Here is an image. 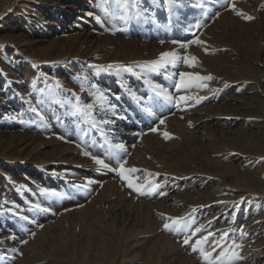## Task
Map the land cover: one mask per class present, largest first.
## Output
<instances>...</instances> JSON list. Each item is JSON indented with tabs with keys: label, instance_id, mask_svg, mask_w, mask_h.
<instances>
[{
	"label": "rangeland",
	"instance_id": "obj_1",
	"mask_svg": "<svg viewBox=\"0 0 264 264\" xmlns=\"http://www.w3.org/2000/svg\"><path fill=\"white\" fill-rule=\"evenodd\" d=\"M4 1L0 264H264V0Z\"/></svg>",
	"mask_w": 264,
	"mask_h": 264
},
{
	"label": "snow or ice",
	"instance_id": "obj_2",
	"mask_svg": "<svg viewBox=\"0 0 264 264\" xmlns=\"http://www.w3.org/2000/svg\"><path fill=\"white\" fill-rule=\"evenodd\" d=\"M123 2V0H122ZM224 3L226 5H230L231 6V9L233 11H235V4L233 2V0H224ZM123 7L127 8L128 5L126 2H123ZM238 15H243V13H238ZM247 19L251 20L252 17H247ZM195 27H199V25H195ZM165 56H168V55H172V54H164ZM191 59H195V58H191ZM191 66V64L189 65ZM184 73H181L180 76H181V83H183V78H184ZM197 79H206V80H211L212 77L211 76H208V77H197ZM227 86V85H225ZM98 99H102V97H98ZM183 99V98H181ZM161 123H163V120H161ZM155 131V129H153ZM168 134L165 133V137L167 138ZM120 147L121 149L123 148V145H120L118 146ZM85 155H88L87 152H85ZM95 162L99 165H102L103 167H108L106 164H104V161L100 160V159H96ZM124 163H126V161H120L119 162V166H120V175L123 177L124 176V172H123V166H124ZM132 172H135L136 170L135 169H132L131 170ZM125 179H127V177H124ZM128 187L129 188H133L135 191L137 192H140L141 189L137 186H135L133 183H132V180L129 179L128 180ZM176 223H178V221H176ZM164 228L166 230H171L170 228V225L168 223H165L164 225ZM243 234V233H242ZM209 235H212L211 233ZM208 241V236H204L202 237L201 239H197L192 247V251L193 252H197L199 251L200 252V255L202 256V258L206 261V264H235V260L236 259H240V257H238V254L235 252V251H225L223 249V246L221 245V251L218 253L217 257L214 258V259H209L210 256H212V253L215 251V248L217 245H220V241L217 240L215 242V244H213L211 247H212V251H205V249L203 247H198V246H201L203 244H205V242ZM25 244L28 243L27 240L24 241ZM183 243L185 245H188L190 243V241L188 239H185L183 241ZM232 247L235 249V248H241L242 247V244L240 243H237L236 241H233V244H232Z\"/></svg>",
	"mask_w": 264,
	"mask_h": 264
},
{
	"label": "bare ground",
	"instance_id": "obj_3",
	"mask_svg": "<svg viewBox=\"0 0 264 264\" xmlns=\"http://www.w3.org/2000/svg\"><path fill=\"white\" fill-rule=\"evenodd\" d=\"M13 0H5L4 1V4H3V6H5L8 2L10 3V2H12ZM161 1V0H160ZM154 3H155V5H156V7H158V9H160L161 10V6H160V2H159V0H154ZM257 5V4H256ZM249 7V6H248ZM247 7V8H248ZM251 7H252V5H251ZM246 8V9H247ZM248 10V9H247ZM247 13V12H246ZM249 13V12H248ZM256 13V12H255ZM255 15V14H254ZM254 15L252 16L251 14L248 16V17H253V20H258V22L259 21H261V23H263L264 22V15H259V16H256L255 18H254ZM225 18H226V16L225 15H223V16H221L220 17V19H219V25H218V27L219 28H221L222 29V31L225 29V27L223 26V24H224V22H225ZM227 20V19H226ZM248 20V22H249V19H247ZM237 21V20H236ZM236 21H235V23H236ZM251 21H252V19H251ZM234 21H232V19H231V24L233 23ZM247 22V25L246 24H244V23H241V22H239L238 23V26L236 27V28H234V30H240L239 31V33L240 34H244L245 35V33H250V32H252L251 30H253V27L254 26H252V25H255V24H252V23H248ZM257 22V23H258ZM226 23V22H225ZM230 23V22H229ZM229 23L227 24V25H229ZM260 23V22H259ZM260 23V24H261ZM237 25V24H236ZM260 26V25H259ZM231 27V26H230ZM257 26L255 25V27H254V29L256 28ZM227 28V27H226ZM231 29V28H230ZM254 31V30H253ZM256 31V30H255ZM259 31V30H258ZM257 45V44H256ZM214 118H216V117H214ZM242 180L243 181H253V180H249V179H247V178H242Z\"/></svg>",
	"mask_w": 264,
	"mask_h": 264
}]
</instances>
